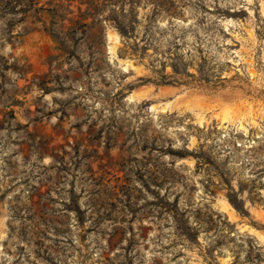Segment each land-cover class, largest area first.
Instances as JSON below:
<instances>
[{"label": "rangeland", "instance_id": "rangeland-1", "mask_svg": "<svg viewBox=\"0 0 264 264\" xmlns=\"http://www.w3.org/2000/svg\"><path fill=\"white\" fill-rule=\"evenodd\" d=\"M0 264H264V0H0Z\"/></svg>", "mask_w": 264, "mask_h": 264}, {"label": "trees", "instance_id": "trees-1", "mask_svg": "<svg viewBox=\"0 0 264 264\" xmlns=\"http://www.w3.org/2000/svg\"><path fill=\"white\" fill-rule=\"evenodd\" d=\"M86 3H90V2L88 1ZM50 13H51V17H52V22H54L55 17H56L55 11L51 10ZM96 14H97V12L95 11V9H92L91 7H89L82 13V16H83V18L87 19L89 16L95 17ZM93 24H94V22H80V21L77 22L78 28L83 33V35L89 34L90 30L93 28ZM69 30L70 31H68V33H66L67 36H71V34L75 30V28L70 27ZM103 30H104V28H102L101 37H103L105 34V33L103 34ZM119 30L122 31L121 28H119ZM48 31H49L53 41L55 42L57 49L62 50L65 53L69 52L70 54H74V51L70 50V46H68L66 44L63 37H60V34H61L60 32H56L55 29L53 28V26L49 27ZM122 33H123V31H122ZM73 46L74 45H72V47Z\"/></svg>", "mask_w": 264, "mask_h": 264}]
</instances>
